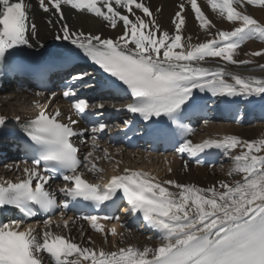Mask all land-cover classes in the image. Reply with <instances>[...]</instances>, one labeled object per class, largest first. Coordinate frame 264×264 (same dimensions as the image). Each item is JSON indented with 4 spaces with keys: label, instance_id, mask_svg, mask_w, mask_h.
I'll return each mask as SVG.
<instances>
[{
    "label": "snow or ice",
    "instance_id": "6c2138e0",
    "mask_svg": "<svg viewBox=\"0 0 264 264\" xmlns=\"http://www.w3.org/2000/svg\"><path fill=\"white\" fill-rule=\"evenodd\" d=\"M205 4L230 28L217 27L198 0L177 5L172 31L162 29L146 0H36V4L0 0V78L20 69L18 52L44 47L34 21L38 9L45 14L55 40L74 46L108 75L113 88L129 98L123 105L132 117L123 121L126 127L140 120L145 127L153 126V133L177 140L175 153L187 157L185 173L190 160L199 164L202 155L215 150L231 160L228 175L240 177L205 188L175 179L160 180L126 167L106 182L96 183L87 174L103 173L98 161L110 160L106 148L103 156L95 155L101 151L99 137L111 131L110 125L89 120L91 128H80V119L71 114L64 122L60 109L40 108L23 122L15 116L27 141L24 166L15 165L21 174L15 180L0 179V213H15L0 220V264H264V138L248 140L233 134L194 142L190 138L194 130L182 122L196 103L197 93L217 101L264 100V76L229 70L236 66L264 72V63L257 65L253 59L264 57V47L244 53L246 59L237 58L246 42L264 43V22L248 11L249 6L264 11V0H205ZM65 8L99 18L120 32L106 37L74 30ZM189 9L208 37L203 42L193 43L190 35H184ZM213 62L215 66H206ZM37 74L43 79L45 70L38 69ZM85 77L92 78V74L72 76L62 92L72 112L82 119L105 106L78 95L77 86ZM56 95L51 92L49 99ZM7 123V117L0 115V131ZM77 141L81 145L90 141V150L82 158ZM172 171L169 167L168 172ZM57 177L63 181L59 195L50 185ZM116 199L126 202V214L142 217L145 227L157 234V245H124L116 224L106 229L99 222L114 219L119 223L120 216H67L71 207L99 208ZM37 216L46 218L29 223ZM78 221H86L101 234L103 244L109 243V235L120 236V240L111 242L112 250L97 247L91 236L85 243L81 224L77 241L71 233Z\"/></svg>",
    "mask_w": 264,
    "mask_h": 264
},
{
    "label": "bare ground",
    "instance_id": "6f19581e",
    "mask_svg": "<svg viewBox=\"0 0 264 264\" xmlns=\"http://www.w3.org/2000/svg\"><path fill=\"white\" fill-rule=\"evenodd\" d=\"M30 2L36 4V0H30ZM181 2H183V0H146V3L150 6L151 10L153 11L156 17L157 22L161 25L162 29L168 31L173 30L174 26L171 24V18L177 10V5ZM198 2L204 4V10L206 12V15H208V17L214 23H216L217 27L226 30L230 28L229 24L220 20L210 11V9L205 4V0H198ZM157 8L161 9V11L158 13L155 11ZM248 11L258 20L261 19L263 16L262 22H264V11L259 10L258 8H253L251 6H249ZM64 12L67 17V22L69 23L70 27L74 30L79 29L84 32L92 33L100 32L106 37H115L120 32V29L113 30L110 27H107L105 25V22H103L101 19L91 16L87 13H76L74 10H70L67 8L64 9ZM185 15L186 28L184 30V35H190L192 37L193 43L203 42L204 40H206L208 37H206L203 31L199 28L198 23L194 19V14L190 11V9L185 13ZM34 21L37 24L38 38L43 43L44 47L52 45L57 41L54 39V31L52 29H49V27L47 26L46 16L44 13H42V11H39L37 9L34 12ZM258 43L260 42H246L245 45H243L241 48L240 56L237 58L242 59L244 53L249 52L247 47H253L255 44ZM34 49L40 48L37 47ZM206 66H215V64L213 62L212 64ZM229 70L240 72L242 75L264 76V72H261L259 70L249 72L245 67L229 66ZM55 98L60 99V101L64 102L61 99V94L59 93L55 96ZM12 99H16L15 102H23L24 107H20V109L17 108L14 100L12 101ZM242 101L243 104L247 105V108L256 104L264 105V100H261L259 98H250L249 101ZM43 106H45L46 110L49 112H52L57 109V107L55 105H52V103H48L47 105H45L43 100L22 96L20 93L11 90L10 86H8L4 92L0 93V115H4L6 117L20 116V118H26L31 114L32 107H36L38 110ZM213 106L216 109L222 108L223 110L229 107H225L222 103L217 102L213 103ZM243 107L244 106L240 107V110L238 112V118L236 120H223L221 118L213 116L210 118V120L207 121V123L204 122L198 124L193 128L194 131L190 138L193 139L194 142H199L200 140L205 138L233 134L248 140L264 138V118L254 119L251 122L240 124V119H242L245 115V113L242 112ZM262 109L264 111V107ZM60 110L64 114L61 119L65 121V118L69 114L72 115L69 104L65 102L61 106ZM72 116L74 119H77L75 115ZM79 127L85 128L82 125L81 121ZM81 147L84 150V153L90 150L88 148V145L86 144L81 145ZM100 147L101 151L95 153V155L103 156L102 150L106 148L109 153L110 160L101 159L98 161V166L104 171L101 174H87L88 178L92 181L100 179L101 175L103 176V179L107 178L109 174L117 173V171H122L124 168L127 167L129 169L148 172L149 174L157 177L160 180L175 179L181 183H193L197 186L205 188L208 185L209 178L206 174V172L208 171V167L197 166L190 163V170L185 173L183 170V160L187 159V157L185 156L179 159L175 152L167 153L165 155H159L155 153H148L142 148H137L136 150L130 151L122 149L119 146L111 148L107 146L104 141L100 142ZM11 161L12 158L8 159V163L6 165H10ZM117 162H119V164H117ZM6 165L0 166V179H7L14 174V169L8 170L7 167H5ZM169 167L173 169L171 173L168 172ZM99 222L106 229L111 228L113 224H116L117 232L123 234L124 245L131 244L142 248L143 246H145L141 245L143 237L147 238L146 245L148 246H154L159 243V240L157 238L153 241L148 240V237L152 236L151 232L137 231L132 227H120L117 222ZM79 224H81V222H77V225L71 233V235L75 238L77 235L76 229H79ZM82 225L83 230L87 232L88 236L92 237V239L96 242L97 247H104L106 250H112L111 242L113 240H116L117 242L120 240V236L112 237L110 235L111 242L108 244H103V236L101 234H99L98 236V234H96L93 230L90 229L88 224ZM144 233L146 234L145 236L143 235ZM76 239L79 241L80 237H77Z\"/></svg>",
    "mask_w": 264,
    "mask_h": 264
},
{
    "label": "rangeland",
    "instance_id": "374dc122",
    "mask_svg": "<svg viewBox=\"0 0 264 264\" xmlns=\"http://www.w3.org/2000/svg\"><path fill=\"white\" fill-rule=\"evenodd\" d=\"M260 16H262V15H260ZM259 20L262 21L263 20V16ZM262 47H264V43L260 42L258 44H255L253 47H247V48H248V51L251 52V51L259 50ZM246 58H248V57L243 55L242 59H246ZM253 59L255 60V63L257 65L262 63V62H264V57H256V58H253ZM15 100H14V102H15ZM231 163H232L231 160H229L227 158H224L216 166H214L212 168H208V171L206 172V174H207V177L209 178V180H208V185L206 184L207 185L206 187H209V186H212L214 184H217L218 181L232 182L233 180L240 179V177L238 175H236V174H233L232 176L228 175V172H229V170L231 168ZM76 233H77V236H79V233L77 232V229H76ZM96 234H98V236H99V233H96ZM87 236H88V234H87ZM87 236H85V242L86 243H87ZM108 239H109V242H110L111 241L110 236H109ZM102 241H103V239H102ZM146 241H147V238L143 237L141 245L142 246H143V244L146 245Z\"/></svg>",
    "mask_w": 264,
    "mask_h": 264
}]
</instances>
